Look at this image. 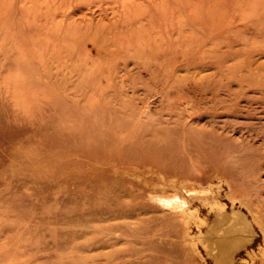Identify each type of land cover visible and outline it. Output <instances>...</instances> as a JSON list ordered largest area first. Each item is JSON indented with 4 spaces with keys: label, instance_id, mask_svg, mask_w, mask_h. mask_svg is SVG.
Here are the masks:
<instances>
[{
    "label": "rangeland",
    "instance_id": "1",
    "mask_svg": "<svg viewBox=\"0 0 264 264\" xmlns=\"http://www.w3.org/2000/svg\"><path fill=\"white\" fill-rule=\"evenodd\" d=\"M215 200L264 264V0H0V264H215Z\"/></svg>",
    "mask_w": 264,
    "mask_h": 264
},
{
    "label": "bare ground",
    "instance_id": "2",
    "mask_svg": "<svg viewBox=\"0 0 264 264\" xmlns=\"http://www.w3.org/2000/svg\"><path fill=\"white\" fill-rule=\"evenodd\" d=\"M160 178V177H159ZM162 178V177H161ZM157 179V178H156ZM164 180V179H163ZM160 181V180H158ZM162 181V180H161ZM173 184V183H171ZM176 184V183H175ZM184 186V185H183ZM155 188V187H154ZM157 188V187H156ZM182 188V186L180 187ZM178 189V188H177ZM176 189V190H177ZM180 191V189H179ZM196 191V190H195ZM208 191V190H207ZM176 192V191H175ZM181 192V191H180ZM189 192V191H188ZM197 192V191H196ZM184 193V192H183ZM200 193V192H199ZM182 194V193H181ZM179 195V194H178ZM177 195V196H178ZM190 195V194H189ZM176 196V195H174ZM190 196L193 197V195L191 194ZM203 196V195H200ZM205 196V195H204ZM160 198L162 196H159ZM165 197V196H164ZM185 197V196H184ZM191 197V200L193 199ZM207 197V196H206ZM168 198V197H167ZM170 198V197H169ZM195 198V197H194ZM162 199V198H161ZM160 199V200H161ZM172 199V198H171ZM175 199V198H174ZM178 198H176L177 200ZM189 199V198H188ZM206 199V198H205ZM204 199V200H205ZM168 200V199H167ZM189 199V201H191ZM186 201V200H185ZM184 201V205L186 206L184 209H182V216L184 215V217L188 216L189 221L194 220L193 224H194V229H196V234L199 236L200 238H197L198 241L201 240L204 246H206V248L209 249V253L208 255H210L209 257L215 262V264H238L239 262L236 261V253L243 247L247 246L248 243H250L252 241V239L250 240L251 236L250 235H244L242 233H251L252 235V227L248 226H242L241 228H239L243 223L241 222H236V223H232L227 221L229 219H227V213L224 214L219 206L220 203L219 201H216L210 205V208L208 210V213L205 217H201L198 216V214H194L191 209L192 206L189 205V203L187 204V202ZM207 201V200H206ZM209 201V199H208ZM207 201V202H208ZM160 202V201H159ZM171 202V201H170ZM179 202V201H178ZM199 202V201H198ZM203 202V201H202ZM205 202V201H204ZM204 202L202 204H204ZM161 203V202H160ZM206 203V202H205ZM191 204V203H190ZM166 205V204H165ZM182 205V206H184ZM207 206V204H205ZM167 206V205H166ZM203 206V205H202ZM222 206V205H221ZM220 206V207H221ZM175 208V206H173ZM171 208V207H170ZM169 208V209H170ZM217 210V212L215 213V215L213 216V218H210L211 215L214 213L212 212L213 210ZM224 208V207H223ZM172 209V208H171ZM194 210V209H193ZM197 210V208H196ZM178 211V210H177ZM180 211V210H179ZM224 211V210H223ZM234 212V211H233ZM176 213V212H175ZM236 213V212H235ZM240 213V212H239ZM181 214V213H180ZM179 214V216H180ZM233 214V213H232ZM231 215V214H230ZM234 216V215H233ZM239 216V215H238ZM229 217V216H228ZM242 218V217H241ZM240 218V219H241ZM245 218V217H243ZM183 219V218H182ZM231 220V218H230ZM236 220V218H235ZM246 221V218L244 219ZM240 221V220H239ZM243 221V219H242ZM248 222V221H247ZM185 223V222H184ZM182 223V225L184 224ZM250 224V223H249ZM190 226V225H189ZM186 228V227H185ZM189 228V227H188ZM187 229V228H186ZM190 231V230H189ZM184 232V231H183ZM184 234V233H183ZM187 235V234H186ZM184 237H187V236ZM183 236V235H182ZM189 236V235H188ZM253 236V235H252ZM191 238H195L197 236H192V233L190 234ZM183 238V237H182ZM188 238V237H187ZM180 239V238H179ZM184 240V239H183ZM189 241V240H188ZM188 241H184L186 243H188ZM184 243V244H186ZM191 244V243H190ZM195 244V243H194ZM188 245V244H187ZM202 245V246H203ZM196 246V245H195ZM192 247V245L190 246ZM205 248V247H203ZM205 248V249H206ZM193 249V248H191ZM194 250H192L193 252ZM208 251V250H207ZM195 253V251H194ZM196 254V253H195ZM250 253H248L249 255ZM263 254V253H262ZM201 256V255H200ZM254 257V255L251 253L249 255V258ZM261 257V256H260ZM199 258V256H198ZM201 258V257H200ZM264 260V259H263ZM252 262V261H251ZM263 262V261H262ZM244 264V260L242 259L240 261V264ZM257 263V261H256ZM255 264V263H254Z\"/></svg>",
    "mask_w": 264,
    "mask_h": 264
}]
</instances>
